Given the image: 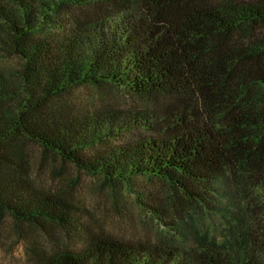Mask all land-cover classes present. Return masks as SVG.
<instances>
[{
    "label": "trees",
    "instance_id": "16d2710c",
    "mask_svg": "<svg viewBox=\"0 0 264 264\" xmlns=\"http://www.w3.org/2000/svg\"><path fill=\"white\" fill-rule=\"evenodd\" d=\"M0 60V220L67 232L74 184L29 177L48 160L164 189L134 190L164 240L85 234L81 254L31 249L36 264H264V0H0ZM106 85L123 105L77 95ZM218 210L221 238L193 220Z\"/></svg>",
    "mask_w": 264,
    "mask_h": 264
},
{
    "label": "rangeland",
    "instance_id": "374dc122",
    "mask_svg": "<svg viewBox=\"0 0 264 264\" xmlns=\"http://www.w3.org/2000/svg\"><path fill=\"white\" fill-rule=\"evenodd\" d=\"M2 61L0 60V63ZM14 65L15 61L6 62L7 67ZM77 95L80 100L93 107L113 101L123 105L126 100L124 93L109 85L84 87L78 90ZM50 163V160L48 163L44 162L37 168L38 171L33 166L29 177L37 189L58 187L52 179L61 180L59 187L74 184L71 199L74 207L70 227L66 232L62 227L47 222L41 226L21 223L18 225L8 216H4L0 220V264H36L29 255L33 248L42 253L65 250L81 254L89 237L85 234L91 236L100 234L117 241L148 244L162 241L168 235L163 232L164 224L153 220L148 209L136 200L138 194L134 193V190H138V193L150 192L152 196H159L164 189L157 182L153 183L157 186H153L147 182L146 177L139 176L132 179L133 184L128 191L119 186L108 187L102 183L101 177L76 171L71 165H65L61 161L51 164L57 167L64 165L65 172H51ZM234 187L235 184L229 190V197L233 194L240 196V192L243 193L238 188L239 193H235ZM251 194L254 195L255 191ZM229 206L231 209L232 204L217 199L214 209L224 210ZM220 211L192 216L196 227L202 233L221 238L225 234V220ZM185 220L191 223V218L186 217Z\"/></svg>",
    "mask_w": 264,
    "mask_h": 264
}]
</instances>
